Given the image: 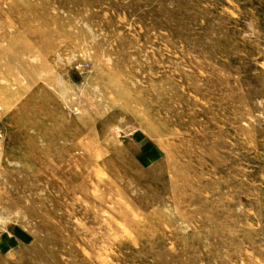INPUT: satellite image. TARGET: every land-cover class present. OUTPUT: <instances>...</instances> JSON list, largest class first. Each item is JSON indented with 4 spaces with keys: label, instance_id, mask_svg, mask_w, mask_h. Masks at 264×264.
Masks as SVG:
<instances>
[{
    "label": "rangeland",
    "instance_id": "1",
    "mask_svg": "<svg viewBox=\"0 0 264 264\" xmlns=\"http://www.w3.org/2000/svg\"><path fill=\"white\" fill-rule=\"evenodd\" d=\"M0 264H264V0H0Z\"/></svg>",
    "mask_w": 264,
    "mask_h": 264
}]
</instances>
